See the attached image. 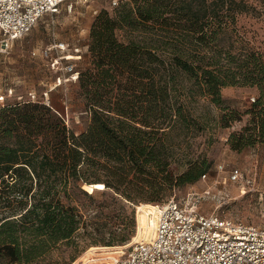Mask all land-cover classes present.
<instances>
[{
    "label": "trees",
    "instance_id": "1",
    "mask_svg": "<svg viewBox=\"0 0 264 264\" xmlns=\"http://www.w3.org/2000/svg\"><path fill=\"white\" fill-rule=\"evenodd\" d=\"M258 7L245 0H120L113 13L96 16L87 64L77 70L91 115L84 133L76 135L44 103L0 107V264H31L62 243L78 249L84 237L88 245L125 244L134 231L88 233L92 217L79 198L96 194L83 186L104 185L102 194L127 203H163L168 196L158 179L173 181L169 167H193L182 183L212 167L190 161L187 147L176 155V140L247 117L228 145L242 152L264 143V54L233 40L238 17H260ZM227 87L258 96L246 110L232 109L222 96ZM200 101L220 114L199 110ZM151 206L145 212L152 219Z\"/></svg>",
    "mask_w": 264,
    "mask_h": 264
},
{
    "label": "rangeland",
    "instance_id": "2",
    "mask_svg": "<svg viewBox=\"0 0 264 264\" xmlns=\"http://www.w3.org/2000/svg\"><path fill=\"white\" fill-rule=\"evenodd\" d=\"M245 1L258 3V9L264 13V0ZM112 3L113 0H68L54 13L43 16L26 36L15 41L9 49L1 45L3 37L0 34V107L26 101L44 103L60 112L76 135L84 133L91 122V115L80 96L78 81H65L68 75L54 62L58 57L71 55L73 58L69 62L75 64L77 70L86 66L91 26L101 11L114 12ZM120 37L123 38V32ZM233 40L249 43L264 54V14L260 17L239 16ZM55 43H64L66 50L57 51L53 48ZM222 96L230 102L232 109L244 111L258 94L255 90L227 87L222 90ZM203 109H208L215 116L220 114L217 107L200 101L199 110ZM246 119L244 117L243 122L234 123L230 128H215L184 141L183 138L176 140L179 144L175 148L176 155L187 147L190 161L196 160L199 164L205 161L212 167L205 178L202 176L194 183H182L180 180L193 168L187 162L169 167L174 173L173 181L167 184L158 179V184L165 187L161 195L168 196L163 203H127L116 198L112 191L102 194L104 185L90 187L84 184V190L95 191L96 194L94 200L83 196L79 198L82 209L92 217L88 233L107 238L113 232L119 234L132 230L133 235L123 245H88L86 237L81 239L78 249L72 244L62 243L31 264L115 263L121 251L153 237L154 220L146 216V207L158 206L171 199L197 206L205 214L216 213L264 227V143L242 152L233 151L228 145L230 134L240 130ZM235 170L241 173L238 180L232 176ZM174 185L173 190L167 189ZM149 193L146 191L140 195L149 197ZM106 214L111 216L110 220H107Z\"/></svg>",
    "mask_w": 264,
    "mask_h": 264
},
{
    "label": "built area",
    "instance_id": "3",
    "mask_svg": "<svg viewBox=\"0 0 264 264\" xmlns=\"http://www.w3.org/2000/svg\"><path fill=\"white\" fill-rule=\"evenodd\" d=\"M66 1L0 0L1 45L9 49L43 16L54 13ZM119 2L113 0L112 7ZM53 48L66 50L64 43H55ZM70 56L58 57L54 63L68 75L65 81L76 82L79 72L69 62ZM240 175V171H232L234 180ZM158 206L154 236L121 251L113 264H264V227L216 213L205 214L197 206L175 199Z\"/></svg>",
    "mask_w": 264,
    "mask_h": 264
},
{
    "label": "bare ground",
    "instance_id": "4",
    "mask_svg": "<svg viewBox=\"0 0 264 264\" xmlns=\"http://www.w3.org/2000/svg\"><path fill=\"white\" fill-rule=\"evenodd\" d=\"M73 57L72 56H70V59H72ZM151 210V214H152V216H153V220H154V229H155V227H156V217H157V214L159 213V211H160V207L159 206H155V205H152L151 206V208H150ZM154 234H155V232H154ZM154 236V235H153Z\"/></svg>",
    "mask_w": 264,
    "mask_h": 264
},
{
    "label": "crops",
    "instance_id": "5",
    "mask_svg": "<svg viewBox=\"0 0 264 264\" xmlns=\"http://www.w3.org/2000/svg\"><path fill=\"white\" fill-rule=\"evenodd\" d=\"M101 262V261H100ZM98 264H113V262L112 263H109V262H103V263H98Z\"/></svg>",
    "mask_w": 264,
    "mask_h": 264
}]
</instances>
